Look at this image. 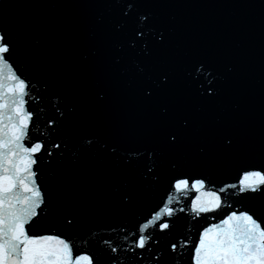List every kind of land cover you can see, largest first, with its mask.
<instances>
[{
	"label": "water",
	"instance_id": "water-1",
	"mask_svg": "<svg viewBox=\"0 0 264 264\" xmlns=\"http://www.w3.org/2000/svg\"><path fill=\"white\" fill-rule=\"evenodd\" d=\"M0 34L29 85L28 142L44 143L34 170L47 215L30 234H58L96 264H149L132 248L151 213L114 0H0Z\"/></svg>",
	"mask_w": 264,
	"mask_h": 264
},
{
	"label": "snow or ice",
	"instance_id": "snow-or-ice-1",
	"mask_svg": "<svg viewBox=\"0 0 264 264\" xmlns=\"http://www.w3.org/2000/svg\"><path fill=\"white\" fill-rule=\"evenodd\" d=\"M134 7L133 3L127 4L129 10ZM122 14L137 26L140 21H150L146 14H141L138 18L132 17L128 11ZM136 34L143 35V32L137 27ZM160 35L163 40V33ZM13 54V45L4 34H0V264H96V258L90 253L74 257L76 245L58 234H30L29 226L34 225L42 213L47 215L45 209L48 205L34 170L38 165L37 154L44 149V143L28 142L33 120L32 111L26 108L29 85L10 63ZM116 62L119 63V59ZM144 71L142 66L137 65L138 73L142 74ZM145 80L142 90L146 99H152L157 90L163 93L169 83L167 74L155 80L148 76ZM215 94V89L208 93L209 97ZM104 98L102 94L98 96L100 101ZM168 112L167 106L161 108L162 116L167 117ZM191 127L192 121L185 117L180 130L164 131L165 142L170 148H175L183 139V130ZM226 140V146L231 147L232 138L228 137ZM53 146L60 147L59 144ZM200 152H205L204 147L200 148ZM48 155L52 153L49 152ZM254 167L259 170L244 173L238 194L259 202L258 207L232 211L219 223L200 231L195 243L189 237L182 245L172 243L167 248L154 249L149 246V242L159 245L160 241L153 239V232H147L149 225L158 228L160 232H168L174 227L171 218L175 209L171 205L175 197L170 195L165 207L139 227L132 248L145 250L149 264H164L165 256L170 257L174 264H183L185 255L189 257V264H264V220L256 216V212H264V159ZM148 171L152 172V167ZM171 187L177 196L183 195L189 190V179H175ZM190 187L199 193L191 202L193 213H208L223 206L221 195L205 190V180L195 179ZM225 191L226 188L220 189L221 193ZM131 200L130 195L122 198L124 204L131 203ZM51 211L54 216L59 213L56 208ZM180 211H185V208ZM164 216L169 219L164 220ZM104 243L107 244L108 241L105 240ZM110 251L115 254L119 249L112 246Z\"/></svg>",
	"mask_w": 264,
	"mask_h": 264
}]
</instances>
